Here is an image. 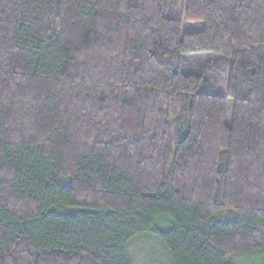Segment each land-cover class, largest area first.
Returning a JSON list of instances; mask_svg holds the SVG:
<instances>
[{
  "label": "trees",
  "instance_id": "obj_1",
  "mask_svg": "<svg viewBox=\"0 0 264 264\" xmlns=\"http://www.w3.org/2000/svg\"><path fill=\"white\" fill-rule=\"evenodd\" d=\"M182 11L0 0V264H264V0Z\"/></svg>",
  "mask_w": 264,
  "mask_h": 264
},
{
  "label": "rangeland",
  "instance_id": "obj_2",
  "mask_svg": "<svg viewBox=\"0 0 264 264\" xmlns=\"http://www.w3.org/2000/svg\"><path fill=\"white\" fill-rule=\"evenodd\" d=\"M166 2H167V4L169 5V6H172V7H174V15L175 16H177V17H183V11H182V0H166ZM187 22V21H186ZM189 27V25H188V23H185L184 25H183V28H184V30L185 29H187ZM219 62H215L216 64H220V65H217L218 66V68L217 67H215V68H217L216 70L217 71H215V72H217V76H218V79H219V81L220 80H222V79H224L225 77H226V72H225V68H226V62L224 61V60H221V59H219L218 60ZM215 64L212 62V64H211V66H214ZM215 75V74H214ZM216 76V75H215ZM141 248V247H140ZM143 259H144V257H143ZM147 259H151V258H148L147 256H146V260ZM163 259V258H162ZM165 260V259H164ZM163 263V262H162ZM135 264H141L140 262H138V260L135 262ZM157 264H159V263H157ZM164 264H166V263H164Z\"/></svg>",
  "mask_w": 264,
  "mask_h": 264
}]
</instances>
